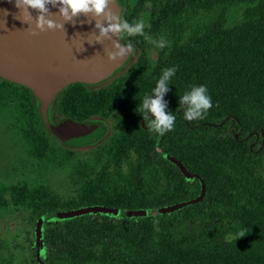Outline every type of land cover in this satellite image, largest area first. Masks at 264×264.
<instances>
[{"label":"trees","instance_id":"1","mask_svg":"<svg viewBox=\"0 0 264 264\" xmlns=\"http://www.w3.org/2000/svg\"><path fill=\"white\" fill-rule=\"evenodd\" d=\"M116 2L118 24L143 23L139 33L119 30L129 59L100 83L67 85L50 107L55 128L106 124L87 157L72 162L69 150L103 135L63 144L32 92L0 78L8 129L28 156L64 171L67 187L6 188L25 224L11 242L0 235V264H264V0ZM200 85L212 106L187 120L181 96ZM157 95L174 117L163 134L141 112ZM80 209L92 210L61 215Z\"/></svg>","mask_w":264,"mask_h":264},{"label":"water","instance_id":"2","mask_svg":"<svg viewBox=\"0 0 264 264\" xmlns=\"http://www.w3.org/2000/svg\"><path fill=\"white\" fill-rule=\"evenodd\" d=\"M60 8L58 0H49L43 11L25 12L15 6V0H0V78L32 92L39 102L42 121L59 141L82 145L103 135V127L73 121L53 127L46 115L52 99L69 84H97L106 80L127 62L131 49L122 44L119 31L111 30L113 25H118L120 7L116 0H109L100 15L88 12L72 16L69 12L64 16ZM40 16L52 21L54 27L36 29ZM174 162L185 176H191L180 162ZM91 210L61 215L74 216ZM146 214V211L126 213L127 216ZM36 234L39 240V227Z\"/></svg>","mask_w":264,"mask_h":264},{"label":"rangeland","instance_id":"3","mask_svg":"<svg viewBox=\"0 0 264 264\" xmlns=\"http://www.w3.org/2000/svg\"><path fill=\"white\" fill-rule=\"evenodd\" d=\"M123 45L129 47L126 44ZM51 103L46 115L49 123L53 125L54 116L51 113ZM6 123V120L0 115V189L3 188L5 190L0 193L2 203L0 210V235L8 242H11L17 230L21 229L25 224V213L21 210H15L10 205L6 188L19 183H26L31 185V187L43 183L56 193L63 195L67 187L64 185V171L52 169L51 166H47L39 160L28 156L26 150L21 147L19 140L8 129ZM101 126L104 129L102 138L92 144L69 150L71 153L70 160L72 162L73 159H83L90 155L91 151L96 150L97 146L106 139L109 134L108 129L104 127L106 126L104 122ZM58 146L54 142L53 148L55 153L61 155V152H57L58 150L55 149ZM102 213L113 214L114 216L119 215L115 210H103ZM29 231L32 234V230Z\"/></svg>","mask_w":264,"mask_h":264},{"label":"clouds","instance_id":"4","mask_svg":"<svg viewBox=\"0 0 264 264\" xmlns=\"http://www.w3.org/2000/svg\"><path fill=\"white\" fill-rule=\"evenodd\" d=\"M48 2L49 0H15V6L25 12L28 9L43 11ZM58 2L61 4L60 12L62 15L67 16L70 12L72 16H76L77 14H86L88 12H93L96 15L103 14L107 8L109 0H58ZM45 26H47L48 29H52L54 24L52 21H46L43 16L38 17L36 21V29L43 31ZM142 28V22H134L123 23L122 25H113L111 30L119 31L123 29L129 33H139ZM101 31L104 32L106 30L101 29ZM32 34L35 35V32ZM172 71L173 70L170 69L164 73V79L158 82V86L155 89L157 93H162L165 91V80ZM206 93V87L204 85H200L198 87H193V91L190 95L184 94L181 96L182 102H187L189 104V108L184 113V116L187 120H193L197 117H201L202 113L212 106L211 98ZM162 109L163 104L161 103L159 95H157V97L152 99L150 102L145 97L143 98L141 105L142 115L146 117L147 110L155 116V120L147 122L151 129L157 131L160 134H163L165 129L171 130L174 120V117L165 115ZM239 234L240 236H243L244 230L241 229Z\"/></svg>","mask_w":264,"mask_h":264},{"label":"flooded vegetation","instance_id":"5","mask_svg":"<svg viewBox=\"0 0 264 264\" xmlns=\"http://www.w3.org/2000/svg\"><path fill=\"white\" fill-rule=\"evenodd\" d=\"M121 42H122V44H125L123 41H121ZM97 125H99V124H97ZM101 136H102V135H101ZM101 136H100V137H101ZM98 138H99V137H98ZM95 139H97V138H95ZM93 140H94V139H93ZM93 140H92V141H93Z\"/></svg>","mask_w":264,"mask_h":264}]
</instances>
